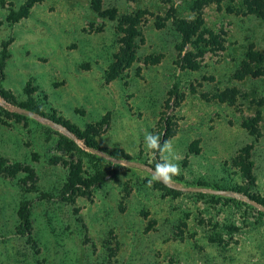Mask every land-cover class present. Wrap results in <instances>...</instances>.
Wrapping results in <instances>:
<instances>
[{"label":"rangeland","instance_id":"374dc122","mask_svg":"<svg viewBox=\"0 0 264 264\" xmlns=\"http://www.w3.org/2000/svg\"><path fill=\"white\" fill-rule=\"evenodd\" d=\"M29 1L0 0V264H264V0Z\"/></svg>","mask_w":264,"mask_h":264},{"label":"trees","instance_id":"16d2710c","mask_svg":"<svg viewBox=\"0 0 264 264\" xmlns=\"http://www.w3.org/2000/svg\"><path fill=\"white\" fill-rule=\"evenodd\" d=\"M39 0H30L27 4V7L32 6L35 2H37ZM27 12L24 14L26 15ZM131 30L129 31V34L127 36V38L125 39V48L123 49V52L126 54L124 56L125 61L128 64H131L135 58H136V46H135V36L138 34L137 29L135 28V23L134 20L132 21V26L130 28ZM122 59H120V57L117 59L116 62H114L111 67H110V71H109V76L110 77H114L117 76L119 74V72L121 71V64H122ZM80 131V130H78ZM87 143L91 146L94 147V145L92 144L91 141H89L87 139ZM255 200L259 201L260 203L264 204V199L262 198H258V197H254ZM22 218L24 219V221L26 222V224L29 222V209L28 206L23 205L22 207V212H21Z\"/></svg>","mask_w":264,"mask_h":264},{"label":"clouds","instance_id":"9594fccd","mask_svg":"<svg viewBox=\"0 0 264 264\" xmlns=\"http://www.w3.org/2000/svg\"><path fill=\"white\" fill-rule=\"evenodd\" d=\"M145 145L149 150H156L166 148L171 152V145H161L159 138L151 133L146 134L144 137ZM179 173V166L172 163L169 160H165L163 163L158 164L154 176L156 179H162L165 182H170L172 177Z\"/></svg>","mask_w":264,"mask_h":264}]
</instances>
